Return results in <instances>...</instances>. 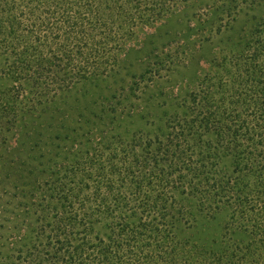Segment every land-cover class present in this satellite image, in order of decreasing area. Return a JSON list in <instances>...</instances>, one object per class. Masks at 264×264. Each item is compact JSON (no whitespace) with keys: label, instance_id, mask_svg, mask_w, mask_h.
Here are the masks:
<instances>
[{"label":"trees","instance_id":"16d2710c","mask_svg":"<svg viewBox=\"0 0 264 264\" xmlns=\"http://www.w3.org/2000/svg\"><path fill=\"white\" fill-rule=\"evenodd\" d=\"M189 1L0 0V165L22 206L0 199V264H264V0L247 1L239 47L212 56L162 131L106 134L111 117L69 116L79 105L64 100L114 68L136 25ZM49 133L71 158L44 188L14 160L33 148L32 164L48 162Z\"/></svg>","mask_w":264,"mask_h":264},{"label":"rangeland","instance_id":"374dc122","mask_svg":"<svg viewBox=\"0 0 264 264\" xmlns=\"http://www.w3.org/2000/svg\"><path fill=\"white\" fill-rule=\"evenodd\" d=\"M235 1L239 14L233 15L234 19L229 21L225 9L231 0H190L151 25H136L131 37L117 52L119 61L112 70L97 78L98 81L87 80L74 85L66 94L64 100L79 105L69 116H88L90 112L98 113L101 109L106 121L111 117L116 124H107L108 131L105 133H110L109 127H114L113 133L125 139L131 133L162 131L155 129L162 115L172 112L174 104L187 87L195 83L200 73L211 69L209 61L212 56L233 53L239 47L237 42L241 40L238 38L247 30L255 9L248 8V0ZM239 27H242V31ZM3 62L0 55V91L11 84L10 79L2 73ZM93 100L96 104L92 110L82 108L83 101ZM24 103L21 100L17 106L26 107ZM5 133L8 137V132ZM18 134L10 140L11 145L20 141ZM95 136L98 137V134ZM46 137L50 140L48 142L45 138V145L41 149L44 151L42 158L49 157L48 162L37 163L36 159L32 164L33 151L39 153L33 148L30 152L20 149L14 160L20 176L23 169L27 171L20 166V161H25L26 166L33 165L32 173L44 188L50 185L53 172L60 165L55 162L62 163L71 158L68 153L71 147L69 140L61 141L50 133ZM7 171L6 167L0 165L2 209L20 211L22 206L17 205L18 198L13 200L9 195L19 191L21 185L17 183L16 189L6 185L13 184V181L8 182L12 176L4 179ZM21 179L24 178L21 176Z\"/></svg>","mask_w":264,"mask_h":264}]
</instances>
